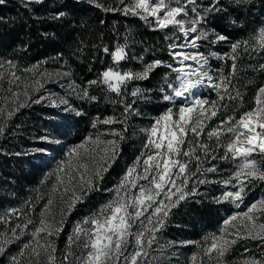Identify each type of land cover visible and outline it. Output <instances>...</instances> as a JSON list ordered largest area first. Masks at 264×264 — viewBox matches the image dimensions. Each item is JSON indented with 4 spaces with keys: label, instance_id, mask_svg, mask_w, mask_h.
<instances>
[{
    "label": "trees",
    "instance_id": "1",
    "mask_svg": "<svg viewBox=\"0 0 264 264\" xmlns=\"http://www.w3.org/2000/svg\"><path fill=\"white\" fill-rule=\"evenodd\" d=\"M96 3L102 7H97ZM124 3H130V0H124ZM209 4L210 0H197L202 15ZM218 6L221 11L209 13L207 23L200 25L210 35L207 40L198 41L199 50L208 59L207 70L213 77V84L219 83L221 75L227 77L230 84L227 92L208 85H202L197 92L209 102L205 105L209 115L204 118L199 136L188 132L181 153L189 152L195 146L199 164L195 156L176 158L188 162L189 172L196 173L189 178V189L198 178L211 182L197 185L198 196L189 197L172 207L163 227L155 232L152 246H145L147 255L138 258L139 264H192L193 254L197 255L196 264H217L219 261L244 264L253 260L264 264V240L260 239H239L232 235L230 240L236 239V243L224 257L218 258L216 252L211 257L204 253L212 242L210 237L222 234L223 220L237 210L234 204L216 203L214 197L225 191L221 182L228 179L236 165L241 163L239 158L233 160L231 153H228L229 158H222L225 145L232 139L231 134L225 132L217 140L216 137L210 138L208 133L220 128L221 122L229 117L239 119L242 112L254 108L257 90L264 86V68H261L264 48L253 39L264 27V0H219ZM122 7L120 0H42L27 4L26 0H5L0 5V65H3L0 67V128H3L0 134V245L5 249L0 254V264H14L13 257L22 264L20 252L39 220L46 200L50 175L47 159L40 150H50L55 145L51 136L78 141L91 131L109 141H116V155L108 161L107 170L102 171L100 177H92L90 190L81 194L74 207L67 209L60 227L62 230L54 238L55 253L63 264H68L74 258L68 255L72 252L67 243L70 229L92 216L111 197L125 172L136 165L138 157L141 166L137 168L142 170V158L146 156L142 153L150 151L145 145L148 143V128L154 119L169 108L187 104L180 98L174 103L163 99L164 95L171 94L165 78L175 83L176 77V73L166 66L173 61L169 45L173 41L181 43L182 35L171 27L157 28L152 17L144 19L124 15L122 11L104 10ZM213 30L227 39L213 43ZM245 41L252 47L246 46ZM237 42L241 46L233 52L232 45ZM118 45L125 46L127 58L116 63L111 53ZM105 48L109 52L106 53ZM231 56H235V61ZM154 60L164 63L154 68L147 79L132 80L126 87L120 85L122 95L109 91L103 83L88 84L99 80L101 73L111 65L116 64L121 71L141 72L146 63ZM8 61L12 64L9 65ZM234 62L236 70L232 74ZM40 68H57L68 73L70 83L79 86L76 92L69 87L70 83L63 89L71 109L76 111H65L64 105L52 106L47 99L33 103L32 100L39 97L32 96V100L27 98L9 112L2 113V105L10 93ZM84 88L96 100L78 98L77 93ZM134 88L142 89V94L133 97ZM220 95L224 96L223 100ZM229 95L233 98L229 99ZM213 101L216 102L215 116L210 115ZM21 103L27 106L18 107ZM126 103L132 104L129 112H125ZM77 111L81 114L77 115ZM109 117L120 122H101ZM94 122L96 127H93ZM113 132L119 135H113ZM200 144L208 145L207 156L199 149ZM213 156L216 158L212 159ZM249 159L255 160L264 170V153L254 151ZM198 166L201 171H197ZM212 167L215 172L206 171ZM147 183L138 181V184ZM245 184L246 194L240 208L255 196L264 197V181L253 179L248 183L245 180ZM227 188L235 190L231 185ZM163 198L162 195L157 199ZM151 211L150 208L145 216ZM257 223H264V215L259 216ZM17 225L21 227L16 228ZM12 229L18 234L23 232V235L19 239L13 238ZM133 229L141 230L139 221ZM149 235L146 233L144 239ZM70 236L74 235L71 233ZM205 237L209 239L205 240ZM5 240L14 242L4 243ZM66 255L68 260L64 261Z\"/></svg>",
    "mask_w": 264,
    "mask_h": 264
},
{
    "label": "snow or ice",
    "instance_id": "2",
    "mask_svg": "<svg viewBox=\"0 0 264 264\" xmlns=\"http://www.w3.org/2000/svg\"><path fill=\"white\" fill-rule=\"evenodd\" d=\"M40 3L42 0H26L27 3ZM123 4L122 8L112 9L105 8V11H122L124 15H134L140 16L141 18L147 19L148 17H153L156 22V27L159 29L174 28L183 36L184 43H172L169 45L170 56L172 57L174 63L178 66H173V64H166L172 72L176 73L175 83L170 82L167 77L165 78V84L168 89L171 90V94H166L163 96L165 101L175 102L176 98H181L182 100H188L191 98L190 103L181 104L178 109V119L173 120V109L169 108L159 119L156 120L153 127L150 129V137L145 148L155 149V152L149 154L142 153V156L146 155V158L142 161V171H137V167H140V158H137L136 165L128 169L124 180L117 187L116 199L110 201L107 205L102 207L99 212L93 213L92 216L86 218L83 223L90 224L91 227L84 228L81 224H77L74 229V236L70 237V244L75 243L77 240L81 239V234L86 238L82 247L87 251L82 257L78 258V264H120L121 259H123L124 264H139L138 258L141 255H147L144 251L145 246L151 247L155 241V232L159 231L164 225V219L168 216L172 207L178 205L181 201L186 200L189 197L198 196L200 193L197 190V185L210 183L205 179H197L196 183L192 188H188L189 178L195 176L196 173H190L188 162H181L175 157L183 156H195L196 161L199 164L200 157L196 155V147L194 146L189 152L181 153V145L185 143V138L188 132L191 131L194 135L199 136L203 130V121L209 115V110L205 108L206 104L209 102L197 95V89L199 86L205 83V79L208 82L213 81V77L209 75L206 68L208 63L207 57H205L200 52L189 53L186 49H197L198 41L207 40L210 33L208 30L200 27V25L207 23L208 14L212 12H219V0H210V4L204 9V14L202 15L199 11L197 5V0H130V3L125 4L124 0H120ZM5 0H0V5L4 4ZM191 7L189 8V6ZM97 7H102L101 4L96 3ZM139 9L140 11H137ZM59 15H63L60 13ZM185 20L192 25L191 28L185 27ZM215 40L217 41L226 40L227 37L214 33ZM256 44L261 48H264V27L259 29L258 36H254ZM244 44L248 47H252L248 41ZM241 45L239 42L232 45V51L235 52L237 48ZM247 50V48L245 49ZM107 53L109 50L104 49ZM114 62L119 63L121 60L127 58L125 52V46L118 45L114 52L111 53ZM215 55V54H213ZM235 61V56L230 57ZM142 59V58H140ZM194 62L196 67H193ZM163 61L154 60L152 63H146L144 65V70L141 72H123L113 70L108 68L101 73V78L99 80L89 81L88 84H98L103 83L107 86L108 90L115 92L117 95H122L120 85H127L128 82L132 80L147 79L149 73L154 70V68L163 64ZM11 65L12 62L8 61ZM3 65H0L2 67ZM264 68V65H261ZM236 65L235 62L232 65V74L235 73ZM13 75H15L13 73ZM41 75H46L41 73ZM59 75V74H58ZM63 75L67 76L68 73ZM195 77V79H193ZM219 83L211 84V86L217 90L223 88L225 92L228 90V85L230 80L227 77L221 75L219 78ZM115 81V83H113ZM39 83V81H37ZM69 87L73 92H76L79 88L74 82L69 84ZM142 89L134 88L131 92L133 97L142 94ZM161 91H164L162 88ZM18 96L19 94L14 93ZM24 95L32 100V97L28 96L27 91ZM80 99L96 100L95 96H90L87 88L82 89L77 93ZM239 95V93H237ZM220 100L224 99L223 95H220ZM229 95V99H232ZM45 97L41 95L38 99L32 100L33 103H40ZM255 107L242 112L239 119L234 117H229L227 121L221 122V127L214 129L209 132V137H216L219 140L220 136L225 132L231 134L232 139L225 145V156L223 159H227L228 153H231V158L233 160L239 158L241 163L236 165L235 170L232 172L228 179L223 180L221 183L227 188L231 185L232 188L236 189L225 190L219 196L214 197L216 203H230L234 204L236 208H240L243 203L245 193V180L251 183L253 179L264 181V170L256 163L255 160L249 159L254 151H259L264 153V86L257 90L254 97ZM52 106L64 105L65 111H69L71 106L66 98H60L59 102L52 100ZM27 106L24 103L18 105V107ZM125 112H129L132 109V104H125ZM211 116H215L216 112V102H211ZM76 111L75 109H71ZM12 113H9V116ZM77 115H80L78 111ZM104 124L117 123L120 121L115 120L112 117L104 119L101 121ZM161 125L163 127V132H161ZM93 127H96V123H93ZM259 129V131H257ZM243 130V131H242ZM3 133V128H0V134ZM158 133L159 136H158ZM113 135H119V133L113 132ZM241 135H247V140L241 141L239 137ZM157 137V139H152ZM47 139V138H42ZM92 143L99 148L100 151L104 153L103 164L99 165L98 169L94 171L93 178L100 177L102 171L107 170L108 161L114 159L116 155V141H101L100 137L89 138ZM105 145L104 147H101ZM199 149H202L207 156L210 149L206 144L198 145ZM79 148L84 149V154H90L89 149L84 145H80ZM40 151H46L42 149ZM92 151H95L93 149ZM71 156L76 158H81V153L77 148L71 150ZM95 159V157H92ZM216 157L213 156L212 159ZM84 171L81 172L80 170ZM176 169V171H173ZM64 172L67 177V183L65 184L64 179L58 177L59 182L65 185V194H71V200L69 202V208L74 207L76 201L80 200V197L76 195L79 190L83 195L93 185V179L85 178V174L89 171L86 163L73 164L71 161L68 163V168L59 167L58 169ZM197 171H201L199 166ZM206 171L215 172V167L207 169ZM78 174V176H77ZM204 173L201 172V175ZM139 180L147 181V184H138ZM179 181V183H177ZM236 181V183H233ZM138 188V193L136 195H129L132 189ZM127 189L125 194L122 196L121 190ZM175 190V191H173ZM56 191V189H53ZM163 195V199H157ZM175 197V199H173ZM165 200L167 203H165ZM49 204L52 203L51 199L48 201ZM131 208L133 211H129ZM152 209L151 213H148L149 209ZM15 211V210H13ZM264 215V197H260L253 201L246 211L236 212L229 215L223 220L224 227L221 228L222 233H228V226L236 229L235 233H228L229 235H235L239 239L251 238L264 240V223H257L259 216ZM147 224L144 223V220ZM155 218V223H154ZM241 220L240 226L235 223L237 220ZM139 221L141 230L133 232L132 229L136 222ZM28 223H31L29 221ZM40 226L35 228L33 236H39L40 233H46V235L51 236L57 234L60 227L48 223L46 217H42L40 220ZM151 226V227H149ZM17 225L16 228H20ZM27 227V224L24 226ZM12 237L19 239L23 232L17 233L16 229H12ZM246 233V236H242L241 233ZM149 233V238L144 239L145 234ZM134 237L135 239V251L125 255L128 245V237ZM209 237H205L208 240ZM211 244L209 247L204 249L206 256L211 257L213 252H216L218 258H222L229 251L231 245L236 243V239H226L225 236L212 235L210 237ZM14 241L5 240L4 243H9ZM38 248H33L32 253L38 258L40 255V250L47 253V264H57V258L53 255L56 251L51 242L45 239L43 244L37 241ZM29 244H24L23 249H28ZM23 249L20 255H24ZM5 251L4 247L0 245V254ZM68 255H72L69 252ZM68 255L64 257V261L68 260ZM192 264H196L197 255L193 254ZM14 264H19V261L13 257ZM38 264V261H37ZM59 264H63L60 261ZM244 264H259L257 261H245Z\"/></svg>",
    "mask_w": 264,
    "mask_h": 264
},
{
    "label": "rangeland",
    "instance_id": "3",
    "mask_svg": "<svg viewBox=\"0 0 264 264\" xmlns=\"http://www.w3.org/2000/svg\"><path fill=\"white\" fill-rule=\"evenodd\" d=\"M137 11H140V10L137 9ZM185 27L191 28L192 25L190 23H188V21H187V22H185ZM184 42H185L184 39H182L181 43H184ZM172 43L179 44L178 42H175V41L171 42L170 44H172ZM170 51H171V49H170ZM186 51L189 53H195L197 51L201 53V51L199 50V43H198L197 49H186ZM172 63H174V61H172L171 64ZM189 63H192L193 67H196L194 62L189 61ZM173 66L175 67L178 65L174 64ZM108 68H112L113 70L120 71L121 73L127 72V71H121L117 67L116 64L111 65ZM108 68H106L105 70H107ZM206 68H207V65H206ZM208 72H209V75L211 76L209 70H208ZM41 73H44L46 75H41ZM64 73L65 72L60 71L57 68H40V69H38L37 71L34 72V74L32 76L27 78L21 85H19L15 90H13L10 93V95L5 100V104L2 105V108H1L2 113H5L7 111L9 112L11 109H13L16 106L17 103L22 102L25 99H27L28 97H26L24 95L25 91H27L28 96H30V97H32V96L40 97L41 95H43L45 97V99H47L50 102L52 100L59 102L60 98H66L63 89H66V87H67L66 85H68L70 83V81L68 80L67 76L63 75ZM193 79H195V77H193ZM37 81H39V83H37ZM113 83H115V81H113ZM211 84H213V81L208 82L205 79V83L203 85L211 86ZM201 87H202V85L198 87L197 91H199ZM14 93H17L19 95L16 96V95H14ZM190 100H191V98H189L188 100H183V102L188 104V103H190ZM180 106L181 105L177 106L176 108L174 107V109H173V113H174L173 120L178 119V116L175 115V113H178V109ZM165 112L158 115L154 119V121L152 122L150 127L148 128L147 140H146L147 142H148L149 137H150V129L153 127L156 120L159 119ZM258 131H259V129H258ZM161 132H163L162 125H161ZM159 134L160 133H158V136H159ZM97 136L100 137L101 141H109L106 137L99 135V134L91 133V131L86 133V135H84L78 141H70L68 139H57V138L55 139L53 136H51V137L49 136L50 138L53 139V142L55 143V145L50 150L45 148L46 151H42V153L45 155V158L47 159V162H48L47 168L49 169L48 175H50L49 176V183L47 186V192H46V200L43 202L44 205L42 206V212H41V215L39 216V220L36 223V226L31 229V232H29V236L27 238V243H25V244H29L30 247L28 249L22 248L24 251L23 258H21L22 264H37V261H38V264H47V253H45L43 250H40V255L37 258L32 253V249L38 248L37 241H39L40 244H43L45 242V239L48 242H51L52 245L54 246V243L56 241V239H54V238L56 237V235L58 233L51 235V236L46 235V233H40L39 236H36V237L33 236V233L35 231V228L40 226L39 222H40L42 217H46L48 223L54 224L58 227H61V224H62V222L65 218V215L67 213V209L69 208V202L71 200V194L70 193L65 194V192H64L65 185H62L58 180V177L61 179H64L65 184H66L67 183V177L65 176L64 172H61L58 169H59V167L68 168L69 161H71V163H73V164L86 163L89 171L85 174V178L86 179L92 178L94 171L98 169L99 165L103 164L102 157L104 156V153L102 151H100L99 148H96V146L92 143V140L89 139L90 137L94 139ZM246 136L247 135H244V140H247ZM152 139H157V137H153ZM244 140H242V141H244ZM80 145H84L86 148H88L90 154H84V149L79 148ZM104 146L105 145H102L101 147H104ZM74 148H77L78 151L81 153V158H76V157H73L70 155L71 150ZM93 149H95V151H92ZM149 150H150L149 153L156 151L154 148L153 149L149 148ZM93 156L95 157V159L92 158ZM144 158H146V156H144L142 158V161ZM175 158H177V157H175ZM133 166H135V165H133ZM80 171L83 172L84 170L81 169ZM137 171H139L138 168H137ZM140 171H142V170H140ZM127 172L128 171H126L125 174L122 176V180L120 181L119 185L124 180V177H125ZM77 176H78V174H77ZM119 185L117 184V187ZM53 189H56V191H53ZM116 190H117V188H115L113 190L111 197L105 203H103L101 206H99L98 209L94 213L99 212V210L102 207L107 205L110 201L116 199ZM225 190H232V189L225 188ZM235 190H232V191H235ZM125 191H127V189H122L120 194L123 196L125 194ZM137 193H138V188L131 190L129 195H136ZM76 195L80 197L81 191L78 190L76 192ZM258 198H260V197L255 196V197L251 198L248 202L244 203L243 207L237 208V210H235L233 213L246 211L247 207L253 201L257 200ZM50 199L52 201L51 204L48 203V201ZM129 211L131 212L133 210L131 208H129ZM233 213H231V214H233ZM235 223L237 224V226H240L242 221L238 219ZM77 224H81L82 227H84V228L91 227L90 224H84L83 221L78 222ZM76 225H75V227H76ZM75 227L72 228V230L70 229V232H68V235H67V243H68V246L71 245L70 246V248L72 249L71 253H72V256L74 257L72 260L69 261L68 264H78V258L82 257L84 255V253L87 251L86 249H84L82 247V243L86 239L83 236V234H81L80 240H77L75 243L70 244L69 238L72 237V236H70L71 233L74 235ZM132 231L136 232L137 230L132 229ZM235 232H236L235 228L228 226V233H235ZM228 233H222L221 235L225 236L226 239L230 240V237L232 235H229ZM148 238H146V240ZM131 240H132V242H131ZM128 241L129 242L127 245V251H126L125 255H128V254L135 251V239H134V237L129 236ZM53 255L57 258V263L62 261L60 256L57 255V253L54 252ZM143 261H144V259H143ZM120 264H124L123 259H121ZM217 264H238V263H229L226 261H219Z\"/></svg>",
    "mask_w": 264,
    "mask_h": 264
},
{
    "label": "bare ground",
    "instance_id": "4",
    "mask_svg": "<svg viewBox=\"0 0 264 264\" xmlns=\"http://www.w3.org/2000/svg\"><path fill=\"white\" fill-rule=\"evenodd\" d=\"M185 22H187V20H185ZM257 131H258V129H257ZM239 139L242 141V140H244V135H241L240 137H239ZM246 139H247V136H246Z\"/></svg>",
    "mask_w": 264,
    "mask_h": 264
},
{
    "label": "water",
    "instance_id": "5",
    "mask_svg": "<svg viewBox=\"0 0 264 264\" xmlns=\"http://www.w3.org/2000/svg\"><path fill=\"white\" fill-rule=\"evenodd\" d=\"M173 65L175 64V63H172Z\"/></svg>",
    "mask_w": 264,
    "mask_h": 264
}]
</instances>
